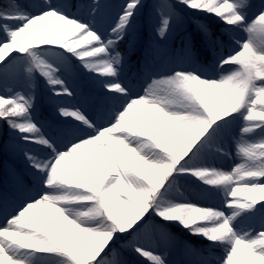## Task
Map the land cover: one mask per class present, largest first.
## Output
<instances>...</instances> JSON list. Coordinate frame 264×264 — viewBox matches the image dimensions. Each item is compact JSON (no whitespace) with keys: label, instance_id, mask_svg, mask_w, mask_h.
Returning a JSON list of instances; mask_svg holds the SVG:
<instances>
[{"label":"snow or ice","instance_id":"6c2138e0","mask_svg":"<svg viewBox=\"0 0 264 264\" xmlns=\"http://www.w3.org/2000/svg\"><path fill=\"white\" fill-rule=\"evenodd\" d=\"M144 0H92L79 14L43 0H0V121L24 156L27 179L9 169L0 192V264H171L161 245L177 225L204 246L184 244L188 264H264V0H154L143 48L142 91L125 79ZM196 24L212 57L193 56L195 36L179 50L174 28ZM242 34V35H241ZM227 37V41L221 38ZM99 88L79 105H58L54 131L34 117L42 79L54 97H75L68 77ZM239 162L224 169L215 161ZM33 145L34 150L22 147ZM185 180L200 199L190 198ZM219 255H214V253Z\"/></svg>","mask_w":264,"mask_h":264},{"label":"trees","instance_id":"16d2710c","mask_svg":"<svg viewBox=\"0 0 264 264\" xmlns=\"http://www.w3.org/2000/svg\"><path fill=\"white\" fill-rule=\"evenodd\" d=\"M91 1L92 0H62V3L68 5L70 11H75L81 8L83 5L90 3ZM250 2L258 7L261 3V0H250ZM123 3L124 0L112 1L111 19L109 25L115 22L117 13L120 10V5ZM144 3L147 4L148 7L142 10L143 15L138 17L137 20V24L141 23L143 25V41L141 45H137L135 49L132 50H129L130 48L126 46V42H123L120 45V51L122 53H127L129 56L124 78L134 81V92L136 93H140L142 91V87L144 86V77L138 73L141 51L150 43H155L159 39L154 35L150 26L152 22L149 19L152 16L151 5L154 3V0H144ZM197 23L207 25L208 30L213 34V36L221 35L224 28V25H222L218 19L211 16L201 17L196 22L185 21L183 24H179L174 28L167 41V44H170L171 49L179 50L182 46V43L186 42L187 37L195 36L196 39L194 41L193 56L199 57L200 59H210L212 57V52L203 44L201 39L202 34L197 33ZM221 38L227 41V37L221 36ZM44 98V88L41 79H39L36 86V111L34 113V117L44 125L45 132L51 134L54 131L56 121L51 120L47 116V113L43 108V103L45 100ZM12 143L13 134L8 130L6 124L0 121V185L2 184V186H0V192L5 190L9 192L11 191L10 184L5 183V176L8 172V164L10 160H13L14 165L18 168V170H20V168L17 166L20 158L19 151L12 150ZM29 146L34 147L33 145ZM22 147L24 146L22 145ZM215 163L217 166L223 167L224 169H229L232 167L230 158H223L215 161ZM19 174H21V171ZM188 183L190 182H186L185 180L181 181V184L184 186H186ZM203 201L205 204L218 205L221 202V198L219 196H211L206 200L203 199ZM169 230L175 237L176 243L167 246H160V250L165 253L168 260H174V264H188L189 261L197 259V257L186 255L182 246L184 244H188L195 248H201L204 246V242L201 240V238L189 236L185 230L181 229L177 225L170 226ZM214 255H219V253H214ZM179 256L181 259H179ZM128 259L132 262V264H147L143 258L134 254H128Z\"/></svg>","mask_w":264,"mask_h":264},{"label":"rangeland","instance_id":"374dc122","mask_svg":"<svg viewBox=\"0 0 264 264\" xmlns=\"http://www.w3.org/2000/svg\"><path fill=\"white\" fill-rule=\"evenodd\" d=\"M3 2L8 3L9 0H3ZM51 2L52 3H62V0H51ZM102 2H106V3L111 4L112 0H102ZM21 3H30V4L39 6L43 3V0H21ZM79 9L72 11V12L75 14H79ZM110 19H111V9H110L109 14L107 15L105 21H104V27L105 28H108V23L110 22ZM136 27L139 30L138 33L135 35V43L137 46L142 41L143 33L140 30L142 29L143 26L141 24H138V25H136ZM126 45L128 48H130V45L127 42H126ZM167 46L170 48V44H167ZM68 79H69L70 83H72L74 81L73 87L77 89V95L75 97H54V96H52L51 92L49 91L48 86L41 79V82H42L43 88H44V92H45V98H44L45 100L43 103V108L45 109L48 116L51 119L56 120V121L62 119L61 117H58V115L56 114V108L58 105L63 104V105L71 106V105L83 104L85 94L90 96V97H94L99 92L98 85L82 73L75 74L73 76H69ZM23 146H24V148H28L30 150L35 149V147H30L29 145H23ZM230 151L232 153V158H230V159H231V164L233 166L235 163L239 162L238 159L235 157V144L234 143L230 145ZM18 164H19L21 170L24 172L23 174L27 178V167H26L24 156L21 154V152H20V159H19ZM9 169H15L13 160H10V162L8 164V170ZM185 187L188 189V191L190 193V198L199 199V202L204 203L203 199H200L198 197L196 187H194L190 183L187 184ZM0 220H2V216H0Z\"/></svg>","mask_w":264,"mask_h":264}]
</instances>
